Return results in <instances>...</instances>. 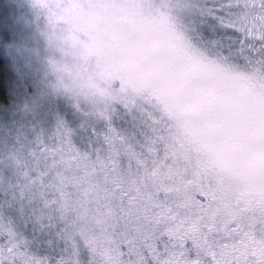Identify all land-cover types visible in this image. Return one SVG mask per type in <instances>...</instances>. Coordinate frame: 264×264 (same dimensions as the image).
Here are the masks:
<instances>
[{
  "label": "snow or ice",
  "instance_id": "obj_1",
  "mask_svg": "<svg viewBox=\"0 0 264 264\" xmlns=\"http://www.w3.org/2000/svg\"><path fill=\"white\" fill-rule=\"evenodd\" d=\"M32 6L43 51L16 47L47 83L0 123V264H264V0H141L251 104L163 61L151 86L98 75L73 0Z\"/></svg>",
  "mask_w": 264,
  "mask_h": 264
},
{
  "label": "rangeland",
  "instance_id": "obj_2",
  "mask_svg": "<svg viewBox=\"0 0 264 264\" xmlns=\"http://www.w3.org/2000/svg\"><path fill=\"white\" fill-rule=\"evenodd\" d=\"M11 2L37 15L38 9L33 8L32 0ZM73 3L75 7L65 26L75 37L77 46L87 53L98 75L123 80L130 87H146L154 83V70L161 61L168 65L189 66L179 38L171 33L164 20L146 11L141 0H73ZM31 19H28L30 22L25 20V24L34 30L35 36L28 32L31 38L26 42L22 36H17L12 40L15 43L9 46L20 90L16 91L17 97L12 103L0 107V123L19 121L20 106L46 90L44 66L35 58H30L29 64V58L22 54L23 48L16 47H40L43 51V38L38 30V25L43 26V18L40 23ZM37 67L39 71L34 70ZM189 67L241 104L252 103L249 85L219 78L211 68L194 64Z\"/></svg>",
  "mask_w": 264,
  "mask_h": 264
},
{
  "label": "trees",
  "instance_id": "obj_3",
  "mask_svg": "<svg viewBox=\"0 0 264 264\" xmlns=\"http://www.w3.org/2000/svg\"><path fill=\"white\" fill-rule=\"evenodd\" d=\"M126 4L128 5V2ZM30 18L37 20V15L33 10L23 9L11 0H0V107L12 103L17 97L16 91L20 90L18 88L20 80L11 65L12 56L9 53V46L15 43L12 40L17 36H22L26 42L31 38L29 33L32 36L35 34L34 30L25 24V20L28 21Z\"/></svg>",
  "mask_w": 264,
  "mask_h": 264
}]
</instances>
